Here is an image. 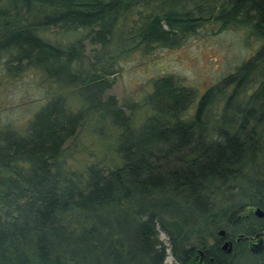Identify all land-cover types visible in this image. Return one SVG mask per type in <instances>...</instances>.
Segmentation results:
<instances>
[{
    "label": "trees",
    "instance_id": "1",
    "mask_svg": "<svg viewBox=\"0 0 264 264\" xmlns=\"http://www.w3.org/2000/svg\"><path fill=\"white\" fill-rule=\"evenodd\" d=\"M209 23L246 27L262 43L198 97L171 75L157 78L139 127L140 105L127 114L105 96L120 60L176 48ZM51 26L87 32L59 46L37 34ZM87 39L99 48L85 62ZM28 70L50 97L23 135L0 127V264H164L166 249L178 264L221 224L225 205L264 194V0H0V85ZM95 115L117 132L119 165L68 172L64 145Z\"/></svg>",
    "mask_w": 264,
    "mask_h": 264
},
{
    "label": "rangeland",
    "instance_id": "2",
    "mask_svg": "<svg viewBox=\"0 0 264 264\" xmlns=\"http://www.w3.org/2000/svg\"><path fill=\"white\" fill-rule=\"evenodd\" d=\"M138 15L132 13L128 25L136 21ZM87 30L64 31L59 27H47L37 34L52 44H66L84 37ZM243 26H230L219 29L218 24L209 23L195 34L183 39L176 48L155 46L148 51H136L113 66L115 74L113 84L105 96H113L128 114L127 104L140 105L132 114L137 127L151 113L142 106L146 96L152 92L153 82L162 76L171 75L185 88L191 89L197 97L208 87L217 84L222 78L235 71V68L247 59L261 45ZM85 62L90 60L94 50L99 48L84 40ZM39 76L30 70L17 77H9L0 85V127L6 126L23 135L28 120L50 97L46 94V85ZM258 82L248 84L247 91L254 90ZM234 84L224 89V96L216 98L208 108L211 118L220 114L225 98L233 90ZM72 90L64 91L67 103L72 109L79 106L78 98ZM245 86L241 88V97L245 99ZM191 113V111H190ZM116 130L106 120L97 115L88 118L79 127L76 134L64 145L61 160L68 172L84 174L94 165L110 169L119 165L115 152ZM238 184L242 181L237 180ZM240 184V185H241ZM159 240L168 247L167 237L159 232ZM174 263L166 249L164 264Z\"/></svg>",
    "mask_w": 264,
    "mask_h": 264
},
{
    "label": "flooded vegetation",
    "instance_id": "3",
    "mask_svg": "<svg viewBox=\"0 0 264 264\" xmlns=\"http://www.w3.org/2000/svg\"><path fill=\"white\" fill-rule=\"evenodd\" d=\"M223 208L213 234L185 246L178 264H264V194Z\"/></svg>",
    "mask_w": 264,
    "mask_h": 264
}]
</instances>
